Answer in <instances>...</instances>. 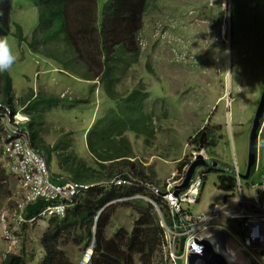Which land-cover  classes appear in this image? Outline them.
I'll return each instance as SVG.
<instances>
[{"label":"rangeland","instance_id":"374dc122","mask_svg":"<svg viewBox=\"0 0 264 264\" xmlns=\"http://www.w3.org/2000/svg\"><path fill=\"white\" fill-rule=\"evenodd\" d=\"M105 2L97 0L99 16ZM11 16L30 41L38 24L33 1L12 0ZM17 35L11 26L7 38L17 57L9 69L15 107L23 113L28 99L36 103L31 115L43 145H58L52 152V171L71 177L66 170L80 162L94 167L88 134L97 120L116 108L117 101L100 82L95 86L94 81L62 74L60 65L33 53ZM140 44L139 59L125 68L114 86L118 95L139 91L144 113L150 118L149 140L126 133L132 150L128 159L152 170L148 182L163 188L174 170L182 171L193 153L202 149L196 138L204 132L211 136L208 142L217 143L205 148L209 164L218 160L220 169L228 168L224 171L232 174L237 160L240 172H246L250 130L264 85V0H152L143 18ZM40 97L64 98L66 102H52L47 107ZM228 103H232L229 117ZM246 110L252 112L251 121L243 117ZM262 121L260 145L264 141V118ZM68 154L75 159L68 160ZM197 172H203L205 183L192 210L202 214L214 204H223L227 195L217 187L219 173H206L204 167ZM263 181L264 151L258 148L256 170L249 180H242L246 196L256 199ZM17 189L16 178L0 169V209L15 204ZM114 205L108 236L119 227L132 230L137 216L131 207ZM48 221H36L23 230L18 253L25 255L27 264H39L43 257L40 240ZM218 223L230 227L227 220ZM1 249L4 247L0 246V262ZM66 250L74 264L81 263L80 248L67 245ZM155 264L169 263L162 255Z\"/></svg>","mask_w":264,"mask_h":264},{"label":"trees","instance_id":"16d2710c","mask_svg":"<svg viewBox=\"0 0 264 264\" xmlns=\"http://www.w3.org/2000/svg\"><path fill=\"white\" fill-rule=\"evenodd\" d=\"M32 1L37 8L38 24L32 31L30 41L23 37L21 28L12 21V0H0V37L9 36L11 26H14L18 40L26 42L33 53L53 60L64 73L96 81L95 86L98 82L102 83L109 97L117 101L116 108L97 120L88 134L89 154L95 166L85 167L80 162L79 166L66 170L71 174L68 179L89 183L130 174L150 181L152 170L150 172L149 168L128 159L132 157V150L126 133L134 132L147 139L152 135L148 124L150 118L143 110L142 96L137 90L129 95H118L114 86L125 68L134 64L141 55L143 18L152 0H106L101 16L97 0ZM12 85L10 74L0 72V101L11 104L16 111ZM38 100L47 107L59 101L66 102L64 98L51 97H40ZM35 104L33 99H28L24 106V112L32 117L24 127L29 130L34 146L46 154L50 163L52 152L58 145L55 148L43 145L35 128L34 115H31ZM210 138V135L202 132L197 136L196 143L202 148L213 147L217 143L208 142ZM66 156L68 160L75 159L72 155ZM182 166L181 163L179 169ZM209 172L219 173V190L231 192L235 189L236 178L233 174L210 166L206 169V173ZM138 191L148 194L143 188L129 185L107 189L97 187L75 203L64 219H50L40 240L43 257L39 264H74L66 246L78 247L82 254L92 240H95L94 256L89 264H155L162 256L163 229L152 203L141 199L123 202V205L137 212L133 228L129 231L119 227L111 236H108V231L115 205L101 211L107 203L133 196ZM149 195L165 208L162 199L151 193ZM48 204L39 200L29 205L24 218L36 216ZM0 264H27V258L23 253H6Z\"/></svg>","mask_w":264,"mask_h":264},{"label":"built area","instance_id":"2783aa9c","mask_svg":"<svg viewBox=\"0 0 264 264\" xmlns=\"http://www.w3.org/2000/svg\"><path fill=\"white\" fill-rule=\"evenodd\" d=\"M29 116L14 113L11 107L0 102V167L9 176L17 180L15 204L0 209V245L4 252L18 251L21 245L22 228L25 223H34L43 219H64L69 209L83 196L97 187L135 186L148 189L162 199V205L154 203L163 229L162 251L169 264L187 263L189 246L196 239L201 240L205 230L220 226L225 228L259 264H264V181L256 199L248 198L241 186L238 166L234 162L237 188L234 194L225 199L223 204H214L207 213H194L193 206L199 202L204 184V174L195 171L186 189L177 193L183 183L190 164L199 155L204 160L208 156L204 150L193 153L189 163L182 171L176 170L167 180L165 189L131 176L116 175L95 183H80L58 176L48 163L47 156L37 149L29 130L24 125ZM21 196V199L20 197ZM136 198H150L134 195L114 200L109 204ZM42 200L49 204L36 216L25 219L23 214L29 205ZM227 220L230 227L218 223ZM92 257L88 249L84 260Z\"/></svg>","mask_w":264,"mask_h":264},{"label":"water","instance_id":"95a60500","mask_svg":"<svg viewBox=\"0 0 264 264\" xmlns=\"http://www.w3.org/2000/svg\"><path fill=\"white\" fill-rule=\"evenodd\" d=\"M263 117L264 90L250 130L247 169L245 173L241 174V177L244 180H248L251 177L253 170L256 168L257 143ZM220 165L221 164L218 162L209 164L202 159V156L197 157V160L189 166L183 183L178 187V192L188 186L197 167L210 166L212 168L220 169ZM227 169L228 168H225L223 170ZM231 172L233 174L236 173L234 170ZM189 250L190 253L187 258V264H259L245 250H243L229 231L223 227H210L205 230L203 238H201V240L196 239L194 243L189 246Z\"/></svg>","mask_w":264,"mask_h":264},{"label":"clouds","instance_id":"9594fccd","mask_svg":"<svg viewBox=\"0 0 264 264\" xmlns=\"http://www.w3.org/2000/svg\"><path fill=\"white\" fill-rule=\"evenodd\" d=\"M16 59H17V57H16V55L13 53V51H12V48H11V45L9 44V40H8V38L7 37H0V72H5V71H7L8 72V70L13 66V64L15 63V61H16ZM62 74L64 73V72H62V70L61 69H58ZM9 73V72H8ZM10 74V73H9ZM64 74H66V73H64ZM11 76V75H10ZM13 80V79H12ZM96 82V81H95ZM262 89L264 90V85H263V87H262ZM262 93H263V91H262ZM261 96H262V94H261ZM261 99V98H260ZM3 105H7V106H9V107H11V109H12V111L14 112V113H16V112H20L21 111V109L20 110H18V109H16V111H14L13 110V106L10 104H6V103H4V102H2V101H0ZM228 104H230V103H228ZM16 108V107H15ZM258 108V107H257ZM22 113V112H21ZM23 113H25V112H23ZM264 118V117H263ZM263 120V119H262ZM263 122V121H262ZM28 123V122H27ZM261 126H262V123H261ZM260 130H261V128H260ZM260 133V132H259ZM259 138V137H258ZM257 145H258V143H257ZM202 150H204L205 152H206V154H207V156H208V159H206L205 161H209L210 160V158H209V155H208V153H207V151H206V149L205 148H202ZM199 156H201V155H199ZM198 156V157H199ZM203 159V158H202ZM197 160V159H196ZM236 161V163H237V166H238V171H239V175H240V177H241V174H243V172H240V169H239V164H238V161L237 160H234V162ZM194 162V161H193ZM192 162V163H193ZM215 162H218V161H215ZM188 163H189V161H188ZM187 163V164H188ZM191 163V164H192ZM190 164V165H191ZM186 166V165H185ZM199 167H203V166H199ZM199 167H197L196 169H195V171L199 168ZM209 167V166H208ZM208 167H204V168H208ZM256 167H257V162H256ZM0 169H1V167H0ZM181 169V168H180ZM256 169V168H255ZM2 170V169H1ZM176 171V169L174 170V172ZM195 171H194V173H195ZM224 171V170H223ZM234 171L236 172V170H235V168H234ZM173 172V173H174ZM172 173V174H173ZM194 173H193V175H194ZM245 173V172H244ZM186 174H187V172H186ZM233 174V173H232ZM236 174V173H235ZM235 174H233V175H235ZM60 175V174H59ZM192 175V176H193ZM61 176V175H60ZM126 176H131L130 174H128V175H126ZM252 176V175H251ZM61 177H64V178H68V177H65V176H61ZM132 177V176H131ZM186 177V176H185ZM235 177V176H234ZM111 178V177H110ZM133 178H135V177H133ZM251 178V177H250ZM249 178V179H250ZM106 179H109V178H106ZM185 179V178H184ZM248 179V180H249ZM102 180H105V179H102ZM102 180H97V181H94V182H89V183H95V182H99V181H102ZM142 180V179H141ZM242 180H244L242 177H241V186H242ZM144 181V180H143ZM184 181V180H183ZM145 182H148V181H145ZM80 183H82V182H80ZM148 183H150V182H148ZM204 183H205V179H204ZM166 186V185H165ZM165 186L163 187V188H161V189H165ZM180 186V185H179ZM178 186V187H179ZM158 187V186H157ZM203 187H204V184H203ZM160 188V187H159ZM187 188V187H186ZM185 188V189H186ZM236 188H237V184H236V186H235V189L233 190V191H231V192H225L226 193V195H227V197L226 198H228L230 195H232V194H234V192H235V190H236ZM144 190H148V189H144ZM184 190V189H183ZM202 190H203V188H202ZM242 190H243V192H244V194L246 193L245 191H244V189H243V186H242ZM150 191V190H149ZM202 192V191H201ZM150 193L151 194H154L152 191H150ZM177 193H179L178 192V188H177ZM259 194V193H258ZM135 195H143V196H146V197H148V195L149 194H144V193H141V194H135ZM155 195V194H154ZM246 195V194H245ZM134 196V195H133ZM157 196V195H156ZM200 196H201V194H200ZM125 197H128V196H125ZM158 197V196H157ZM122 198H124V197H122ZM149 198V197H148ZM160 198V197H159ZM119 199H121V198H119ZM136 199H141V200H143V199H145V198H136ZM136 199H131V200H127V201H132V200H136ZM161 199V198H160ZM117 200V199H116ZM145 200H147V199H145ZM200 200V199H199ZM114 201V200H113ZM147 201H149L150 203H152V205H154V203H156V204H158L152 197H150V200H147ZM112 202V201H111ZM123 202H126V201H123ZM123 202H118V203H123ZM154 202V203H153ZM110 203V202H109ZM115 203H113V205H114ZM110 205H112V204H109L108 205V203L106 204V206L105 207H103L102 209H101V211L102 210H104L106 207H108V206H110ZM159 205V204H158ZM161 205V204H160ZM159 205V206H160ZM154 207H155V205H154ZM210 209V208H209ZM156 210V209H155ZM31 219V218H30ZM50 219H52V218H50ZM49 219V220H50ZM57 219V218H56ZM97 219H98V217H97ZM29 220V219H28ZM59 220H61V219H59ZM43 221H48V220H46V219H43ZM135 221V220H134ZM49 222V221H48ZM26 224H32V223H25L24 224V226L26 225ZM215 227H220V226H215ZM129 230V229H128ZM129 231H131V230H129ZM22 233H23V229H22ZM95 233H96V229H95ZM239 243V242H238ZM240 244V243H239ZM0 246H3V245H0ZM240 246L243 248V250H245L254 260H256L241 244H240ZM4 247V246H3ZM94 247H95V240H92V242L90 243V245L83 251V255H82V258H81V263L80 264H89L90 262H91V260H92V258H93V256H94ZM20 249V248H19ZM88 249H92V257H91V259L89 260V261H85L84 260V255H85V253H86V251L88 250ZM161 249H162V245H161ZM19 251V250H18ZM18 251H15V252H8V253H18ZM1 252H3L4 254H3V257H4V255L7 253H5L4 252V249H1ZM162 255H164V253H163V251H162ZM259 263V262H258ZM187 264V263H186Z\"/></svg>","mask_w":264,"mask_h":264},{"label":"crops","instance_id":"0c3cea01","mask_svg":"<svg viewBox=\"0 0 264 264\" xmlns=\"http://www.w3.org/2000/svg\"><path fill=\"white\" fill-rule=\"evenodd\" d=\"M8 72L11 74V72L8 70ZM96 82L94 81V83L93 84H95ZM231 105H232V103L231 104H227V107H228V110H227V112H228V117L230 116V108H231ZM254 109H255V107H254ZM247 111V110H246ZM245 111V112H246ZM252 112H250L249 110L247 111V115H245L244 114V112H243V117H247V119L249 120V121H251L252 120ZM254 117V116H253ZM222 122H223V120H221ZM239 121H241L240 119L238 120V122ZM242 125V124H241ZM263 132H264V129H263ZM262 136H263V134H262ZM263 138V137H262ZM258 141H259V139H258ZM263 143H264V141H263V139H261V145H260V143H258V145H257V161H258V148L263 152L264 151V148H263ZM217 145V144H216ZM218 161V160H217ZM242 163H246L245 162V160H242ZM221 164V166H222V163H220ZM244 173V172H243ZM203 191V190H202Z\"/></svg>","mask_w":264,"mask_h":264},{"label":"bare ground","instance_id":"6f19581e","mask_svg":"<svg viewBox=\"0 0 264 264\" xmlns=\"http://www.w3.org/2000/svg\"><path fill=\"white\" fill-rule=\"evenodd\" d=\"M225 32V31H224ZM241 261V260H240Z\"/></svg>","mask_w":264,"mask_h":264}]
</instances>
